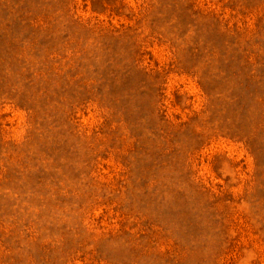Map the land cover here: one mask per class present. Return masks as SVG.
Listing matches in <instances>:
<instances>
[{
  "label": "rangeland",
  "instance_id": "374dc122",
  "mask_svg": "<svg viewBox=\"0 0 264 264\" xmlns=\"http://www.w3.org/2000/svg\"><path fill=\"white\" fill-rule=\"evenodd\" d=\"M0 264H264V0H0Z\"/></svg>",
  "mask_w": 264,
  "mask_h": 264
}]
</instances>
